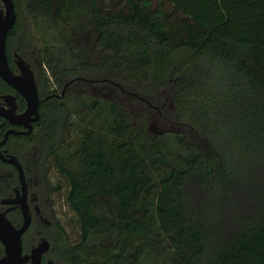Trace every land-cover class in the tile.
<instances>
[{"label": "trees", "instance_id": "obj_1", "mask_svg": "<svg viewBox=\"0 0 264 264\" xmlns=\"http://www.w3.org/2000/svg\"><path fill=\"white\" fill-rule=\"evenodd\" d=\"M13 1L9 40L40 55L41 83L75 79L91 98L79 122L67 96L42 110L41 159L68 180L78 224H56L51 255L264 264V0H75L85 16L64 46L32 23L72 0ZM106 199L113 218L98 214Z\"/></svg>", "mask_w": 264, "mask_h": 264}, {"label": "flooded vegetation", "instance_id": "obj_2", "mask_svg": "<svg viewBox=\"0 0 264 264\" xmlns=\"http://www.w3.org/2000/svg\"><path fill=\"white\" fill-rule=\"evenodd\" d=\"M5 9L4 2L0 0V11ZM15 11L16 21L6 38L7 61L15 75H23V65L31 69L39 96V117L36 119V114L25 115L29 105L26 95L0 76V106L4 110V114H0V212H4L19 228L24 223L23 206H26L31 214V222L22 234L23 254H32L33 249L46 239L49 242V249L43 254L41 264H50V260L69 264L51 255V238L56 224L60 221L49 218L50 215L55 217L56 214L55 192L50 187L40 188L42 185L40 175L49 161H42L38 141L43 108L55 99H63L72 84L60 89L53 83H41L46 65L40 55L35 49L22 48L20 44L9 40L10 31L18 19L16 4ZM21 84L25 90L32 87V83ZM0 248L3 250L0 253L1 257L5 253L1 239ZM27 264H33L32 258H29Z\"/></svg>", "mask_w": 264, "mask_h": 264}, {"label": "rangeland", "instance_id": "obj_3", "mask_svg": "<svg viewBox=\"0 0 264 264\" xmlns=\"http://www.w3.org/2000/svg\"><path fill=\"white\" fill-rule=\"evenodd\" d=\"M124 1L125 0H106V3L118 6ZM84 16L85 11L83 7L76 3L75 0H72L71 7L62 5L61 9L55 16L41 18L37 22L34 21L32 23V31L37 33L39 36L43 35L47 38H52L56 41L57 45L64 46L70 34L67 26L75 23L79 18ZM85 89H88V86L84 82H77L73 83L68 88L66 93L68 105L71 111H73L72 118L76 122L82 120V116L75 112L76 109H80V99L87 102L91 101V98ZM120 100H122V102H124L135 115H139L141 113V107L138 106V102L131 96H124ZM157 119L159 120V118ZM134 120H136V118ZM65 164L69 168H74L76 166L72 156L68 155H66ZM40 180L42 182V185L40 186L41 189H47L50 187L53 189L52 191L55 192L54 198L56 199V214L55 217L50 215L49 218L59 220L64 226H66L70 233L76 235L78 233L76 215L64 201L65 194L68 190V180L55 168L53 158H50L49 162L43 168ZM110 204V201L107 199L103 200L99 204L98 214L102 218H113L115 216Z\"/></svg>", "mask_w": 264, "mask_h": 264}, {"label": "water", "instance_id": "obj_4", "mask_svg": "<svg viewBox=\"0 0 264 264\" xmlns=\"http://www.w3.org/2000/svg\"><path fill=\"white\" fill-rule=\"evenodd\" d=\"M5 4V11H0V76L13 86L20 89L28 99V110L25 115L36 114L39 117L38 105L39 96L35 85V78L31 69L23 65V75L18 76L13 73L6 55V38L9 30L16 21L15 4L13 0H2ZM75 79L70 80L66 85L67 88ZM21 83H32V87L28 90L23 89ZM0 114H4L3 108L0 106ZM22 170V168L20 167ZM24 223L21 227H16L6 216L4 212H0V239L4 245L5 253L0 257V264H27L29 258H32L33 264H41L43 254L49 249V242L44 239L36 246L32 254H23L22 234L29 227L31 222V214L28 208L23 206ZM50 264H60L50 260Z\"/></svg>", "mask_w": 264, "mask_h": 264}]
</instances>
